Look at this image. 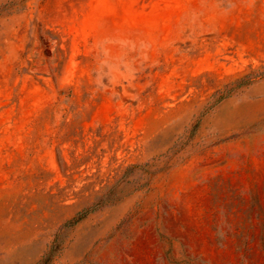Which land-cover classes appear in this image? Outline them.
I'll list each match as a JSON object with an SVG mask.
<instances>
[{
  "label": "rangeland",
  "instance_id": "obj_1",
  "mask_svg": "<svg viewBox=\"0 0 264 264\" xmlns=\"http://www.w3.org/2000/svg\"><path fill=\"white\" fill-rule=\"evenodd\" d=\"M57 233L54 264H264V0H0V264Z\"/></svg>",
  "mask_w": 264,
  "mask_h": 264
},
{
  "label": "trees",
  "instance_id": "obj_2",
  "mask_svg": "<svg viewBox=\"0 0 264 264\" xmlns=\"http://www.w3.org/2000/svg\"><path fill=\"white\" fill-rule=\"evenodd\" d=\"M36 35L39 36L40 41L42 42V45L48 46L50 43V38L51 39H56L58 41V47L57 51L62 52V49L60 47V41L59 39L55 36V33L53 30L46 28L45 26H39L38 30H32L30 31V42L27 45V54H30L32 50L35 48V43H36ZM62 59L57 57L55 60H47L51 65H54V69H57L62 65ZM28 64V70L33 67V62L31 60H27ZM243 80H239L237 87L244 86ZM229 96V94L225 96H221L219 99L216 100V103L221 102L222 100L226 99ZM90 212L84 211L82 212L78 218L73 219L70 221L71 226H75L78 224L81 220H83ZM64 250V242L61 239V234L57 233L53 239V241L50 243L48 246L47 250L45 253L41 256V258L34 264H54L56 259L62 254Z\"/></svg>",
  "mask_w": 264,
  "mask_h": 264
}]
</instances>
